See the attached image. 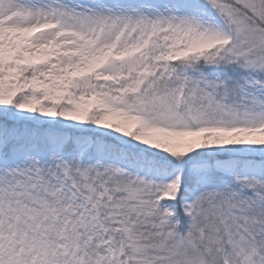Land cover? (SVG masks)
<instances>
[{
    "label": "snow or ice",
    "instance_id": "6c2138e0",
    "mask_svg": "<svg viewBox=\"0 0 264 264\" xmlns=\"http://www.w3.org/2000/svg\"><path fill=\"white\" fill-rule=\"evenodd\" d=\"M0 264H264V0H0Z\"/></svg>",
    "mask_w": 264,
    "mask_h": 264
}]
</instances>
